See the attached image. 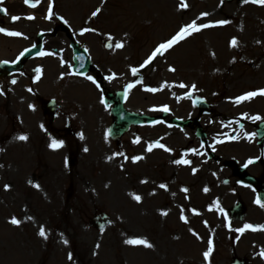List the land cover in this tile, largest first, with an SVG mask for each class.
<instances>
[{"label": "rangeland", "instance_id": "374dc122", "mask_svg": "<svg viewBox=\"0 0 264 264\" xmlns=\"http://www.w3.org/2000/svg\"><path fill=\"white\" fill-rule=\"evenodd\" d=\"M68 1L69 5L57 0L52 22L64 16L80 33L82 28L93 29L79 41L107 74L98 79L107 91L120 87L124 79H134L128 108L157 113L169 105L173 110L176 94H183L184 103L185 93L192 89L214 103L208 120L223 123L246 110L264 111L260 97L235 103L247 92L264 89V6L244 0ZM194 21L216 26L202 28L145 65L160 44ZM37 24L49 23L37 20ZM109 38L110 51L105 47ZM29 41L2 43L0 33V59L9 53V46L14 52ZM117 43L123 47H115ZM62 50V55L44 60V80L10 84L8 78H0V264H231L237 256L247 258L248 264H264L259 255L264 251V234L238 231L246 224L261 226L264 208L239 196L247 215L242 219L224 215L225 206L236 197L230 195L231 187L210 176L209 161L175 164L169 156L164 158L163 148L147 151L155 138L176 143L177 138L168 137L158 124L137 125L120 143L115 141L100 88L86 78L89 74L78 79L69 76L66 65H57L70 52L69 47ZM132 66L135 74L128 71ZM110 71L129 75L113 81L108 79ZM35 91L40 100L58 97L59 115L74 121L76 135L44 132L49 124ZM187 105L183 104V114L190 110ZM138 132L146 133L134 139ZM21 135L28 139L19 140ZM53 139L63 146L52 149ZM135 157L142 159L133 162ZM133 195H139L140 202ZM100 211L111 217L103 230L91 225ZM13 218L19 225L11 223ZM41 228L46 239L39 235ZM138 239L153 247L126 243ZM209 241L212 251L206 260Z\"/></svg>", "mask_w": 264, "mask_h": 264}, {"label": "flooded vegetation", "instance_id": "af4514ba", "mask_svg": "<svg viewBox=\"0 0 264 264\" xmlns=\"http://www.w3.org/2000/svg\"><path fill=\"white\" fill-rule=\"evenodd\" d=\"M45 4L46 0H40L38 3L40 6L35 10V13L45 15ZM2 7L11 15L15 14L19 17L22 15L21 19L16 21L12 20L11 22L12 25L16 24L15 31L22 34L18 39L30 36V34L37 29V25L34 23L36 19L29 20L25 17L27 9L22 4L21 0H3L1 8ZM0 24L6 27L5 16H2ZM53 35L55 38L46 42V49L53 48V45H57L61 49L67 48L70 38L71 40L76 39V35L70 33L65 26L62 27L61 31L55 30ZM31 62L35 63L36 60H29L27 64H31ZM102 65L104 66V63ZM131 68L132 67L129 69ZM22 72L25 76L28 75L29 72L32 75V68L30 65L25 66L22 68ZM120 75L124 79V76L120 73L116 75L114 81L120 80ZM177 95L178 94H176V96ZM177 99L176 106L172 110L173 112H171V110L165 112L162 110L163 108H161L163 122L160 127L162 126L165 128V133L168 137L177 138L175 145H169L165 139H159L160 144L170 149V151L164 153L166 154L164 158L166 159L167 156H169L168 159L173 161V163L177 160H188L190 163L185 165H194L195 161L196 163L199 162V164L202 163V165H204L205 162L209 161L207 163L212 164L210 169L207 167L210 176L213 177L216 183L221 185L224 184L223 186L225 187H231L229 193L236 197L235 201H240L242 203L241 205H245L243 199L245 202L246 199H250V201H254L255 203L257 198L261 200L260 192L264 191V119L254 121L251 119V116H260L264 118V111L262 112V110H260L256 111L254 114H250V112L246 110L242 112L246 114L245 118L241 117L242 113H239L236 117L228 118L226 122L221 123L213 117L208 120L207 114H209L214 107V103L211 101L212 104L205 109L195 105L194 109L188 110L191 111L189 114L191 117L198 118V120H196L197 125L192 123L189 126L183 127L175 125L173 122L175 117H182L183 115L182 94H179ZM260 100H264V96H261ZM230 119L233 121H230ZM57 120L59 124L55 125ZM50 122L54 126L52 131L58 137L60 135L70 136L69 134H77L71 126L72 121L70 117L62 120L51 118ZM253 133H255L254 136H252ZM182 137L186 140L182 141ZM117 140L121 141V138ZM242 144L245 152L242 151ZM235 145H241L239 150H228ZM249 160H253L254 163L248 164ZM245 164H248V166L245 167ZM176 169H178L177 166ZM239 196L243 197V199ZM221 200L223 199L220 198L219 201Z\"/></svg>", "mask_w": 264, "mask_h": 264}, {"label": "snow or ice", "instance_id": "6c2138e0", "mask_svg": "<svg viewBox=\"0 0 264 264\" xmlns=\"http://www.w3.org/2000/svg\"><path fill=\"white\" fill-rule=\"evenodd\" d=\"M3 3V0H0V4ZM25 3L29 6V7H32V8H35L37 7V4L39 3V0H35V2H33V0H25ZM244 3H253V4H259L261 6H264V0H244ZM183 7H187L186 4H182ZM6 9L4 8H0V12H5L6 13ZM100 9H97V11L93 12L92 13V16L95 17L96 15H98ZM204 16L208 15L207 13H204L202 14ZM47 19H52V6L51 4L49 5V11H48V15L46 17ZM13 21H16V20H19L21 19V17L19 16H14L12 17ZM27 19L29 20H32V19H35V17L33 16H28ZM62 19V18H61ZM65 23H67V21H65ZM228 23V21H219L218 24L219 25H224ZM216 25H213V24H202V25H197V23L194 21L192 22L191 24H188L186 26H184L183 28L180 29V31L170 40L166 41L165 43H162L160 44L156 49L155 51L152 53V55L149 57V59L147 61H145V65L149 64L152 62V60L157 56V55H163L166 51H168L169 49H171L174 45L178 44L179 42H181L182 40H184L185 38H187L188 36H191L193 33H196V32H199L202 28H209V27H214ZM88 31H93V29H88V28H85L80 34L83 35L84 32H88ZM0 32L4 33L5 35L7 36H21L22 34L19 33V32H14V31H7L6 29H3V28H0ZM232 46L235 47L236 44H237V41L235 39L232 40ZM109 47H112V45H108ZM115 47L117 48H120V47H123L122 44L120 43H117L115 44ZM51 53H41V55H50ZM23 55V53L21 54ZM37 71H39V69H37ZM133 74L136 73V69H133ZM174 71V69H173ZM87 79L91 80L92 83H96V81L91 77V76H87L86 77ZM108 79H112V77H108ZM13 84L16 83L15 80L12 81ZM97 87H99V85H97ZM129 87H132V85H129ZM180 87H186L185 85L181 84ZM192 88L194 89L195 88V85H192ZM29 91H31V89H29ZM148 91H156V89H148ZM0 95H3V92H0ZM264 96V89H261L259 91H253V92H248L246 93L245 95H242L240 97H237L236 100H235V103L239 104L243 101H246V100H251L253 99L254 97L256 96ZM163 111L167 112L168 111V108L165 107L162 109ZM252 119L255 121V120H261V119H264V118H261L260 116H255V117H252ZM255 133L252 134V136H254ZM19 140L21 141H26L28 139L27 136H24V135H21L19 137H17ZM83 138V137H81ZM251 138V137H249ZM138 142V141H137ZM219 142V141H218ZM63 146V142L62 141H57L55 139L52 140L51 144H50V147L52 149H59ZM154 147H158V148H163L165 151H170V149L166 148L165 145L163 144H160V143H155V144H152V145H149L148 148H147V151L151 152L153 150ZM85 151H87V149H85ZM142 159V157H135L133 159V162H136L138 160ZM175 163L177 164H189L190 162L188 160H177L175 161ZM251 163H254L253 160H249L248 161V164H251ZM248 164H245V167L248 166ZM195 171V170H193ZM9 186H5L6 190ZM35 187H39L38 185H35ZM160 187H165V185H160ZM183 191L187 192L188 190L187 189H183ZM205 191H207V189H205ZM133 199H135L137 202H140L141 200V197L139 195H133ZM256 203L264 208V202H261V200L259 198H257L256 200ZM194 214H199L197 212H195V210H193ZM163 215H167V212H164L162 213ZM181 219L184 220L185 223H187V219L182 215L181 216ZM11 223L13 225H19L20 221L17 220L16 218H13L11 220ZM246 230H251V231H264V226H253L251 224H246L244 225L243 228L239 229L238 231L242 234L244 233ZM39 235L41 237H44L45 239L47 238L46 237V233L44 231L43 228H41L40 232H39ZM193 235H195V233H193ZM65 243H67L65 241ZM126 243H129V244H140V245H143L145 247H148V248H151L153 247L152 244H150L149 242H147L146 240H142V239H138V240H127ZM211 241H209V250L207 252L204 253V257L205 259L207 260L211 254V251H212V248H211ZM98 247V246H97ZM259 255L261 256V258H264V251H261L259 253ZM71 258V257H70Z\"/></svg>", "mask_w": 264, "mask_h": 264}, {"label": "water", "instance_id": "95a60500", "mask_svg": "<svg viewBox=\"0 0 264 264\" xmlns=\"http://www.w3.org/2000/svg\"><path fill=\"white\" fill-rule=\"evenodd\" d=\"M77 50L79 51V48H77ZM86 62L87 65L84 68V70H88L89 66H90V61L88 60V58H86ZM9 66V65H8ZM10 69L15 68V66L11 65L9 66ZM114 112L117 116H119V120L117 122V125L115 128H120L119 131H117L116 133L120 134L123 131H125L127 129V127L129 126V124L131 123H140L143 122L144 120H151L153 118L147 117L145 115H140L137 113H132V112H128L124 109L122 103H121V97L118 100L117 106L114 109ZM125 125V127L123 126ZM100 219V221H98ZM93 223L96 227L98 228H104L108 223V216L105 213H102L100 216H98L96 219L93 220Z\"/></svg>", "mask_w": 264, "mask_h": 264}]
</instances>
